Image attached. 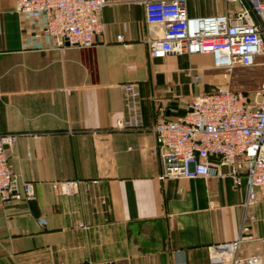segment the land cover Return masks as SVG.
<instances>
[{
  "label": "crops",
  "instance_id": "obj_1",
  "mask_svg": "<svg viewBox=\"0 0 264 264\" xmlns=\"http://www.w3.org/2000/svg\"><path fill=\"white\" fill-rule=\"evenodd\" d=\"M107 1L92 47L22 51L26 34L46 43L22 23L15 0H0V134L16 135L8 159L18 185L31 183L36 195L0 200V264H232L211 263L208 250L243 227L234 255L264 260V200L244 207L245 177L239 186L227 175L159 179L151 127L184 115L189 97L221 84L222 72L210 55L151 57L146 39L161 30L146 22L140 0ZM237 9L186 1L190 17ZM206 72H217L209 83ZM126 81L138 84L137 130L116 128ZM66 179L87 187L72 196L51 189Z\"/></svg>",
  "mask_w": 264,
  "mask_h": 264
},
{
  "label": "built area",
  "instance_id": "obj_2",
  "mask_svg": "<svg viewBox=\"0 0 264 264\" xmlns=\"http://www.w3.org/2000/svg\"><path fill=\"white\" fill-rule=\"evenodd\" d=\"M187 0H140L148 24L157 26L159 36L146 39L151 57L169 54H204L212 58L215 69L250 68L260 64V84L251 92L215 86L210 92L192 95L187 111L175 119H163L152 127L161 162L159 179L181 177L229 176L234 185L246 178L244 207L264 200V3L262 0H224L238 5L234 12L190 17ZM107 0H15L14 10L29 30H36L46 46L35 45L26 34L22 51L30 49L65 50L89 48L102 32L100 14ZM117 41H122L118 35ZM262 60L256 62V58ZM194 82L199 76L193 78ZM122 89L124 117L116 123L119 130L142 127L138 84L126 81ZM16 135L0 134V200L4 204L31 202L33 185L19 186L7 150ZM227 167L226 173L221 168ZM96 181H93L95 183ZM86 181L66 179L51 182L58 194L72 196ZM103 200L104 198L101 197ZM105 200H103L104 202ZM79 226L85 227L82 222ZM243 227L237 240L209 247L211 263L264 264L258 254L235 256L246 238ZM264 246V237L260 239Z\"/></svg>",
  "mask_w": 264,
  "mask_h": 264
},
{
  "label": "rangeland",
  "instance_id": "obj_3",
  "mask_svg": "<svg viewBox=\"0 0 264 264\" xmlns=\"http://www.w3.org/2000/svg\"><path fill=\"white\" fill-rule=\"evenodd\" d=\"M261 60L260 57L256 58L257 63ZM217 72H206V76L203 77V82L209 83ZM220 72H222L223 81L216 86L229 87L233 90H241L249 93L260 84L263 74V66L257 64L250 68L236 67L230 71L220 69Z\"/></svg>",
  "mask_w": 264,
  "mask_h": 264
}]
</instances>
